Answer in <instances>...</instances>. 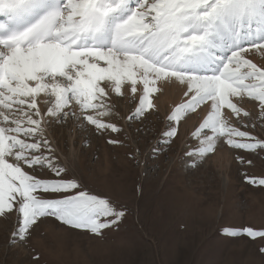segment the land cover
Wrapping results in <instances>:
<instances>
[{
  "label": "snow or ice",
  "instance_id": "1",
  "mask_svg": "<svg viewBox=\"0 0 264 264\" xmlns=\"http://www.w3.org/2000/svg\"><path fill=\"white\" fill-rule=\"evenodd\" d=\"M252 50L264 58V0H0V217L16 216L10 243L25 241L41 217L101 235L124 216L63 178L45 126L71 118L119 132L102 118L111 113V93L123 95L125 86L133 97L142 86L129 121L154 108L157 82L183 91L186 99L167 116L164 143L205 105L191 134L198 144L185 153L192 166L221 139L233 149H264V140L231 120L255 127L238 106L247 96L259 102L264 121V65L246 58ZM44 169L52 178L35 174ZM248 182L264 186V179ZM225 232L264 238L250 227Z\"/></svg>",
  "mask_w": 264,
  "mask_h": 264
},
{
  "label": "rangeland",
  "instance_id": "2",
  "mask_svg": "<svg viewBox=\"0 0 264 264\" xmlns=\"http://www.w3.org/2000/svg\"><path fill=\"white\" fill-rule=\"evenodd\" d=\"M246 58L264 65L254 50ZM167 85L159 89L157 83L159 91L150 97L154 108L138 120H127L138 94L133 97L127 86L123 95L111 93V113L102 119L119 132H97L95 126L71 118L45 126L51 155L66 170L63 178L76 180L79 191L108 199L124 216L101 235L41 217L26 240L15 244L10 237L16 216L0 217V264H264V238L225 232L264 230V186L248 182L264 179V149H233L221 139L214 152L192 166L185 153L198 144L192 125L202 118V110L188 113L177 136L164 143L171 111L163 102L175 94L158 98L176 89L174 83ZM258 103L245 96L238 104L252 115L255 127L245 129L235 117L231 120L264 140ZM35 174L52 178L47 169Z\"/></svg>",
  "mask_w": 264,
  "mask_h": 264
},
{
  "label": "bare ground",
  "instance_id": "3",
  "mask_svg": "<svg viewBox=\"0 0 264 264\" xmlns=\"http://www.w3.org/2000/svg\"><path fill=\"white\" fill-rule=\"evenodd\" d=\"M158 84H159V86H158V88L160 89V87H162V88H167V87H169L167 84H169V83H167V82H157ZM173 83H171V85H172ZM172 86H174V85H172ZM176 89L175 90H172V91H169V89H168V95H164V97H162V96H160L158 99H160V98H168V97H170V96H173L174 94V96L172 97V99H165V102H163V103H166V105H168L169 106V112L170 111H172L173 110V108L177 105V104H179V103H181V102H183V100L184 99H186L184 96H183V91L179 88V87H177V85L175 84V86H174ZM140 91H142V86H139L138 85V92H137V94H138V96L140 95ZM136 94V95H137ZM157 103V102H156ZM158 104H161V101H159L158 102ZM164 104H162L160 107H162ZM204 107V108H201V107ZM202 106H200V108H198L197 109V112H200V111H198V110H202V118L200 119V120H198V121H196L195 123H193V125H192V128L193 129H196L197 127H199V124L202 122V120H203V118L205 117V115L207 114V109H206V107H205V105H202ZM167 111V112H168ZM169 114V113H168ZM197 115V114H196ZM195 118V117H194ZM227 154V153H226ZM219 157V156H218ZM220 157H221V155H220ZM227 178V177H226ZM226 178L224 177V179L226 180Z\"/></svg>",
  "mask_w": 264,
  "mask_h": 264
}]
</instances>
